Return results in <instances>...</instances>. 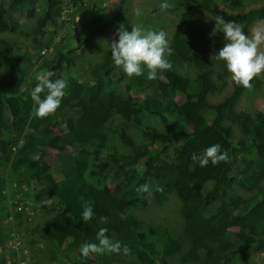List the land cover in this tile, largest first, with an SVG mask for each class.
Here are the masks:
<instances>
[{
    "label": "trees",
    "instance_id": "obj_1",
    "mask_svg": "<svg viewBox=\"0 0 264 264\" xmlns=\"http://www.w3.org/2000/svg\"><path fill=\"white\" fill-rule=\"evenodd\" d=\"M127 1L117 0L109 14L94 1L0 0V218L7 213L6 182L28 181L34 202L45 199L39 208L43 222L34 231L48 242L57 264H124L125 259L171 264L173 256L181 264H232L251 250L262 255L264 264V114L236 107L244 88L232 80L221 99L208 100L222 92L215 91V84L229 73L215 58L226 42L217 40L208 54L192 41L202 35L194 13L234 21L246 34L253 22L264 20V5L232 13L217 0H178L170 7L176 18L167 29L172 70L159 72L155 80L147 79V70L130 79L114 66L109 45L100 60L87 65L88 81L71 76L77 50L82 52L96 35L113 23L131 31ZM226 1L241 6V0ZM66 4L89 9L81 38L73 47L66 44L47 57L38 55L35 64L32 51L48 47L49 33L61 25ZM21 10L33 19L25 32L30 40L22 48L2 35L19 29L13 12ZM90 20L95 24L91 30L86 27ZM183 67L193 68V75L184 74ZM41 71L55 72L53 80L64 78L69 84L59 108L44 119L35 116L31 98ZM263 73L251 81L253 87ZM114 116L120 125H111ZM152 117L159 127L145 124ZM128 125L137 132L132 135ZM213 144L228 151L230 162L200 167L191 159ZM45 145L56 148L54 167L46 160ZM144 183L151 184V194L136 192ZM235 185L253 192L233 194ZM172 195L180 202L181 234L173 237L160 226L143 228L134 209L149 201L163 203ZM88 203L94 216L86 224L82 213ZM100 228L108 229L106 235L119 241L121 250L81 258L80 246L96 243ZM6 237L0 228V245ZM70 249L74 255L65 253ZM4 262L0 256V264Z\"/></svg>",
    "mask_w": 264,
    "mask_h": 264
},
{
    "label": "rangeland",
    "instance_id": "obj_2",
    "mask_svg": "<svg viewBox=\"0 0 264 264\" xmlns=\"http://www.w3.org/2000/svg\"><path fill=\"white\" fill-rule=\"evenodd\" d=\"M94 1L96 8H102L103 12L113 14L115 11L114 4L117 0H85V3L91 4ZM178 0H128L127 10L130 19V26L140 27L142 29L164 30L170 29L175 22L176 14L170 8L162 12L160 9L153 12V8L160 7L163 2L169 3L171 6L175 5ZM219 1L220 7L227 9L232 13H243L249 8L259 7L264 5V0H241V6L234 7L229 1ZM42 0H37V3ZM65 5L60 16L61 25L54 28V32H50L49 45L43 46L40 50L32 51L31 60L34 62L36 58L47 57L52 55L53 49L62 46H75L76 40L82 36L83 26L89 16V9L82 11L75 6ZM93 5V4H92ZM137 9L142 14L137 15ZM13 15L20 20L19 29L15 33L2 35L15 42L18 45L27 44L30 36L27 37L25 32H29V25L33 22L32 18H25L23 10L14 11ZM90 18V16H89ZM94 22H90L86 27L91 30ZM194 25L201 33V37L193 38V43L197 44L202 50L210 54L214 48L216 41H225V35L222 30L217 29L216 34L212 35L213 29L216 27L215 21L206 13H194ZM264 27V20L253 22L245 35H249L252 30ZM119 26L113 23L107 29L106 33L98 34L93 41L85 44V49L80 52L77 50L78 59L77 65L69 70V74L77 77L78 80L85 82L89 80L87 65H90L100 60L103 51L109 47V44L119 37L117 29ZM51 45V46H50ZM42 49L43 53H39ZM264 50V46H261ZM35 64L38 63L34 62ZM1 66V64H0ZM182 72L186 75L192 76L194 69L190 67H183ZM231 80V74L228 73L223 79L215 84V91L222 88L221 93H212L208 100L215 102L221 99L222 95L228 92ZM236 107L250 112L260 111L264 114V73L261 75V82L258 87H253L251 91L244 89L236 102ZM121 121L118 116H114L111 122L112 126L120 125ZM145 124L157 125L155 118H150ZM54 127V131H55ZM129 132L133 135L136 133L134 128L128 125ZM234 134L237 132L234 130ZM47 162L54 167L56 164L55 155L56 148L45 145ZM35 186V185H34ZM40 189V186H35ZM33 183L18 182L16 180H8L4 185L3 192L6 198V216L0 218V228L7 233V237L0 245V256L5 259L4 264H57V262L50 256L48 252V242L43 240L40 235L34 231V226L41 224L44 215L39 212L40 205L45 202V199L34 202L32 199ZM253 190H246L240 186H232L231 193L240 195L242 197L249 196ZM180 202L172 195L166 201L160 204L149 201L144 207H136L134 209L135 215L141 220L143 228L160 226L170 233L171 236L176 237L181 234V217L179 214ZM18 214V215H17ZM233 230H236L234 228ZM67 255H74V250L70 249L65 252ZM130 259H125L124 264H131ZM137 264V262H132ZM171 264H181L178 257L173 256ZM186 264H199L197 262H190ZM232 264H263V257L257 251L251 250L244 255L239 256Z\"/></svg>",
    "mask_w": 264,
    "mask_h": 264
},
{
    "label": "clouds",
    "instance_id": "obj_3",
    "mask_svg": "<svg viewBox=\"0 0 264 264\" xmlns=\"http://www.w3.org/2000/svg\"><path fill=\"white\" fill-rule=\"evenodd\" d=\"M171 5L167 2L160 4L162 12L167 11ZM142 12L137 9V15ZM216 27L212 35L216 34L217 29L222 30L225 35L226 43L221 47L215 58L217 61H223L228 72L231 74V80L244 89L251 91L253 85L251 81L264 72V27L251 31L245 35L243 26L234 22H225L223 17H214ZM118 41L113 40L110 45L111 58L114 66L122 68L128 78L139 77L147 70V79L155 80L161 71L172 70V64L168 57L172 55L173 49L167 39L168 33L164 30L142 29L140 27H131L127 30L123 24L117 29ZM56 74L52 71H41L36 74V84L31 91V98L37 105L35 116L39 119L47 118L54 114L61 105V102L67 94L69 84L64 78L52 79ZM44 94V98L41 96ZM191 159L199 162L200 167H206L209 163L213 166L221 162H230L231 157L227 150H221L220 144H213L204 149L203 154L197 156L192 154ZM151 184L144 183L137 187L138 194H151ZM157 191H162L157 187ZM94 216L91 203L84 206L82 220L87 224ZM121 219H126V214L121 213ZM107 228H100L96 233V243L85 242L80 246L81 258L88 259L91 255H104L119 252L121 243L113 242L106 235ZM129 249L123 246V253L126 255Z\"/></svg>",
    "mask_w": 264,
    "mask_h": 264
},
{
    "label": "built area",
    "instance_id": "obj_4",
    "mask_svg": "<svg viewBox=\"0 0 264 264\" xmlns=\"http://www.w3.org/2000/svg\"><path fill=\"white\" fill-rule=\"evenodd\" d=\"M44 50H47V49H42V50L40 51V54H41V52L43 53Z\"/></svg>",
    "mask_w": 264,
    "mask_h": 264
}]
</instances>
